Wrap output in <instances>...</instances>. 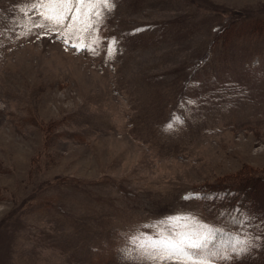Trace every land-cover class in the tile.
<instances>
[{
	"label": "rangeland",
	"instance_id": "rangeland-1",
	"mask_svg": "<svg viewBox=\"0 0 264 264\" xmlns=\"http://www.w3.org/2000/svg\"><path fill=\"white\" fill-rule=\"evenodd\" d=\"M111 2L72 36L0 0V264H142L175 217L238 264L200 192L264 179V0Z\"/></svg>",
	"mask_w": 264,
	"mask_h": 264
},
{
	"label": "snow or ice",
	"instance_id": "snow-or-ice-1",
	"mask_svg": "<svg viewBox=\"0 0 264 264\" xmlns=\"http://www.w3.org/2000/svg\"><path fill=\"white\" fill-rule=\"evenodd\" d=\"M111 7V0H32L24 12L25 15L38 14L40 20L38 24L34 21L35 26L47 31L62 32L68 21L66 35L76 36L84 30H94ZM73 46L81 50L85 47L83 44ZM168 223L179 230L160 232L156 239L146 237L133 241L137 259L142 264H210V258L226 250L219 244L220 230L208 228L190 217H175ZM245 244L246 241L235 239L231 251L240 255L246 251Z\"/></svg>",
	"mask_w": 264,
	"mask_h": 264
},
{
	"label": "trees",
	"instance_id": "trees-1",
	"mask_svg": "<svg viewBox=\"0 0 264 264\" xmlns=\"http://www.w3.org/2000/svg\"><path fill=\"white\" fill-rule=\"evenodd\" d=\"M256 179L244 172L216 184L204 185L200 192L208 212L219 218L226 238L235 235L250 238L243 245L246 251L238 264L264 253V179Z\"/></svg>",
	"mask_w": 264,
	"mask_h": 264
}]
</instances>
